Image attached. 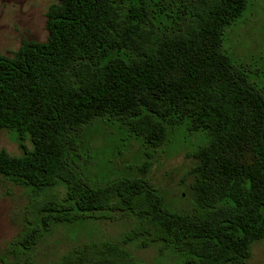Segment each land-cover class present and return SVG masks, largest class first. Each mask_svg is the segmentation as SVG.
<instances>
[{
	"label": "trees",
	"instance_id": "1",
	"mask_svg": "<svg viewBox=\"0 0 264 264\" xmlns=\"http://www.w3.org/2000/svg\"><path fill=\"white\" fill-rule=\"evenodd\" d=\"M250 0H57L46 42L0 53V178L31 190L21 232L0 264H39L58 227L136 219L120 242L92 240L45 264H146L128 249L158 246L182 264H249L264 241V86L224 48ZM110 123L149 148L175 129L202 135L193 207L173 209L141 176L96 181L85 131ZM33 145L29 149L26 142Z\"/></svg>",
	"mask_w": 264,
	"mask_h": 264
},
{
	"label": "rangeland",
	"instance_id": "2",
	"mask_svg": "<svg viewBox=\"0 0 264 264\" xmlns=\"http://www.w3.org/2000/svg\"><path fill=\"white\" fill-rule=\"evenodd\" d=\"M57 0H0V53L12 57L24 40L46 42L47 11ZM224 48L236 62L251 70L256 83L264 86V0H250L244 17L225 34ZM95 156L90 176L96 181L117 176H141L142 167L151 164L150 181L162 192L175 210L193 207L191 186L194 182L193 153L204 142L202 135H189L175 129L159 148H149L140 141L126 140L114 125L98 121L85 131ZM33 148L30 141L26 142ZM22 156L17 137L0 129V150ZM31 190L6 178H0V250L22 230ZM132 216L120 215L114 221H88L80 225L61 226L47 234L36 249L39 264L59 260L73 247L92 240L120 242L135 225ZM134 256L146 264H182L173 252L160 254L158 246L141 249L128 246ZM249 264H264V241L252 247Z\"/></svg>",
	"mask_w": 264,
	"mask_h": 264
}]
</instances>
